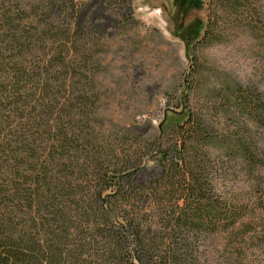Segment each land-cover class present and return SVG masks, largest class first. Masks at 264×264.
Masks as SVG:
<instances>
[{
  "label": "trees",
  "instance_id": "1",
  "mask_svg": "<svg viewBox=\"0 0 264 264\" xmlns=\"http://www.w3.org/2000/svg\"><path fill=\"white\" fill-rule=\"evenodd\" d=\"M94 2L0 0V264H202L201 242L230 234L244 208L213 194L197 146L216 139L208 119L188 106L189 84L160 123V131L177 133L170 153L159 152L171 155L160 176L137 188L131 170L84 162L73 83L90 70L80 55L95 17L78 15ZM221 2L225 13L250 15L243 0ZM211 27L194 19L179 28L188 57ZM63 88L70 92L61 95ZM234 93L225 99L241 133L223 142L264 191V93L249 86Z\"/></svg>",
  "mask_w": 264,
  "mask_h": 264
},
{
  "label": "rangeland",
  "instance_id": "2",
  "mask_svg": "<svg viewBox=\"0 0 264 264\" xmlns=\"http://www.w3.org/2000/svg\"><path fill=\"white\" fill-rule=\"evenodd\" d=\"M221 1L81 4L78 21L84 12L95 21L86 25L92 33L80 55L85 54L90 70L86 75L81 69L73 83L75 110L80 113L78 147L89 154L81 162L99 158L119 170H131L133 185L140 188L142 182L160 176L171 157L162 159L159 152L170 150L176 130L160 131L159 127L189 84L188 106L208 119L216 139L204 148L197 146L198 154L207 159L213 194L244 208L230 234L221 230L201 242L200 262L264 264V191L254 185L247 162L223 142L238 139L241 133L238 112L228 107L225 98L235 100L234 91L241 86L264 93V0H243L250 4L249 17L225 13ZM194 19L212 27L207 40L199 41L190 51L193 57H188L179 28ZM69 92L63 88L61 95ZM227 109L230 116L225 114ZM89 167L92 174L94 169ZM237 232L244 233V240L235 236Z\"/></svg>",
  "mask_w": 264,
  "mask_h": 264
}]
</instances>
